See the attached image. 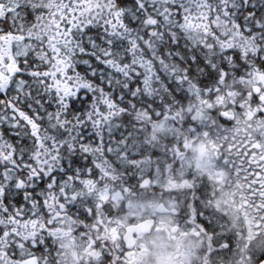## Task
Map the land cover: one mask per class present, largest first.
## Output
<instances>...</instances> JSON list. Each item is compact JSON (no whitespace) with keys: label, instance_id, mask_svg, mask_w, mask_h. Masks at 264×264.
<instances>
[{"label":"snow or ice","instance_id":"1","mask_svg":"<svg viewBox=\"0 0 264 264\" xmlns=\"http://www.w3.org/2000/svg\"><path fill=\"white\" fill-rule=\"evenodd\" d=\"M0 264H264V0H0Z\"/></svg>","mask_w":264,"mask_h":264}]
</instances>
